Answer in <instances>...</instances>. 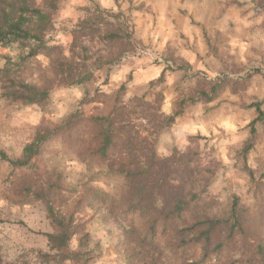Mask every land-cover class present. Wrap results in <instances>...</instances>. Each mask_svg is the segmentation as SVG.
I'll list each match as a JSON object with an SVG mask.
<instances>
[{
    "label": "rangeland",
    "instance_id": "obj_1",
    "mask_svg": "<svg viewBox=\"0 0 264 264\" xmlns=\"http://www.w3.org/2000/svg\"><path fill=\"white\" fill-rule=\"evenodd\" d=\"M95 6L128 17L135 50L108 64L105 43L85 39L86 50L78 49L82 58L76 62L83 74L90 72V79L55 89L45 107L12 103L0 87V151L18 157L36 127L55 128L74 114H109L124 88L121 103L135 110L132 118L141 130L155 134L160 157L175 150L188 154L202 185L211 178L206 197L226 203L237 195L250 209L249 178L237 171L235 162L257 116L250 106L264 100L263 77H251L255 70L264 72V0H133L120 6L115 0H59L49 40L63 49L65 59L71 55L74 27ZM15 53V45H0V68L3 57ZM39 60L47 64L45 58ZM224 78L233 84L225 85L217 99L190 105L166 126L182 97L202 82ZM133 98L141 102L133 104ZM260 131L248 162L252 169L264 158ZM51 166L70 184L87 180L85 167L73 156L59 155ZM0 171L9 170L1 163ZM90 185L107 189L102 181ZM90 197L84 191L70 195L77 201L74 234L69 249L56 255L47 247L52 230L44 204L21 189L0 188V264H127ZM86 252L89 259L82 260L80 254Z\"/></svg>",
    "mask_w": 264,
    "mask_h": 264
},
{
    "label": "trees",
    "instance_id": "obj_2",
    "mask_svg": "<svg viewBox=\"0 0 264 264\" xmlns=\"http://www.w3.org/2000/svg\"><path fill=\"white\" fill-rule=\"evenodd\" d=\"M121 1L133 4L115 0L118 6ZM58 4L59 0H0V45L16 46L15 55L4 56L0 68L3 97L12 103L45 107L55 89L87 82L90 72L83 74L76 62L82 58L78 49L86 50L85 39L105 43L108 64L119 63L135 50L128 17L95 6L74 27L71 55L65 59L63 49L49 40ZM254 74L264 79V72L255 70L251 77ZM229 83L233 84L225 78L200 83L178 101L166 126L190 105L213 102ZM123 90L107 115L74 114L55 128L41 125L20 156L0 151V164L9 170L0 171V188L21 189L44 204L52 230L47 234L49 251L60 255L69 249L77 205L70 195L84 191L127 264H264V158L257 169L248 165L264 131V100L250 106L257 116L235 162L237 171L249 178L254 205L248 209L237 195L226 203L206 197L211 178L202 185L188 154L175 150L160 157L155 134L141 130L132 118L135 110L121 103ZM59 155L80 161L86 182L70 184L51 166ZM96 181L107 189L90 185ZM89 255L80 257L87 260Z\"/></svg>",
    "mask_w": 264,
    "mask_h": 264
},
{
    "label": "crops",
    "instance_id": "obj_3",
    "mask_svg": "<svg viewBox=\"0 0 264 264\" xmlns=\"http://www.w3.org/2000/svg\"><path fill=\"white\" fill-rule=\"evenodd\" d=\"M221 10V7L219 9H215V11H220Z\"/></svg>",
    "mask_w": 264,
    "mask_h": 264
}]
</instances>
